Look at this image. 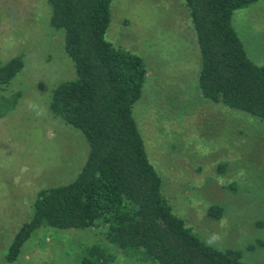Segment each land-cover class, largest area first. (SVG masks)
Wrapping results in <instances>:
<instances>
[{
	"label": "rangeland",
	"instance_id": "obj_1",
	"mask_svg": "<svg viewBox=\"0 0 264 264\" xmlns=\"http://www.w3.org/2000/svg\"><path fill=\"white\" fill-rule=\"evenodd\" d=\"M48 15L45 0H0V65L22 62L0 83V264H77L90 247L109 253L108 264H150L109 245L100 227H40L14 261L3 259L35 193L72 180L87 151L81 133L47 109L52 87L74 75ZM230 22L247 57L264 65V0L234 10ZM105 39L142 61L131 114L172 212L206 244L264 264V120L201 97L183 0H111Z\"/></svg>",
	"mask_w": 264,
	"mask_h": 264
},
{
	"label": "trees",
	"instance_id": "obj_2",
	"mask_svg": "<svg viewBox=\"0 0 264 264\" xmlns=\"http://www.w3.org/2000/svg\"><path fill=\"white\" fill-rule=\"evenodd\" d=\"M111 0H45L48 25L62 32L74 75L56 83L47 109L78 130L87 145L72 180L39 189L31 214L13 233L3 256L17 257L40 227H100L109 245L150 264H247L237 249H216L194 234L163 198L131 114L145 69L136 54L105 39ZM256 0H183L198 53L196 86L207 101L264 120V65L246 55L230 19ZM22 67L18 56L0 65V83ZM18 94L15 93L12 107ZM223 171V165H217ZM217 209L208 208L215 217ZM218 212V211H217ZM125 254V253H124ZM109 253L90 247L77 264H108Z\"/></svg>",
	"mask_w": 264,
	"mask_h": 264
}]
</instances>
